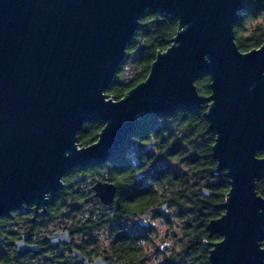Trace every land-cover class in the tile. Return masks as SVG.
<instances>
[{
  "label": "water",
  "instance_id": "1",
  "mask_svg": "<svg viewBox=\"0 0 264 264\" xmlns=\"http://www.w3.org/2000/svg\"><path fill=\"white\" fill-rule=\"evenodd\" d=\"M246 7L243 0H0V217L23 205L46 207L67 175L109 162L145 120L208 103L212 157L229 185L216 206L223 214L206 227L219 237L205 245L209 263L264 264V196L256 190L264 175L257 156L264 151V41L238 49L234 27ZM148 12L156 24L176 20V34L146 79L114 100L106 92ZM201 76H210L206 98L195 86ZM92 122L103 128L81 147L77 135ZM91 190L101 204L114 202V184L95 178ZM49 240L66 243L69 234Z\"/></svg>",
  "mask_w": 264,
  "mask_h": 264
},
{
  "label": "trees",
  "instance_id": "2",
  "mask_svg": "<svg viewBox=\"0 0 264 264\" xmlns=\"http://www.w3.org/2000/svg\"><path fill=\"white\" fill-rule=\"evenodd\" d=\"M243 1L247 7L234 27V34L238 49L247 52L264 41V27L252 25L264 13V0ZM176 31L177 21L170 16L162 17L161 23L156 24L154 15L146 13L127 46L126 61L106 92L108 97L120 100L144 81L156 54L170 46ZM130 69L132 72L128 73ZM209 85L208 76L195 81L204 98L211 94ZM207 108L208 103H204L197 112L179 111L171 117L145 120L109 162L76 169L67 175L63 179L64 189L54 200L58 216H63L62 209L81 211L85 207L81 214L70 217L71 223L84 232L104 228L106 249L102 255L110 264H145L146 246L151 241L144 234H134L121 220L149 212L154 217L166 218L164 213L174 210L178 220L175 228L180 234L172 235L175 240L171 242L178 244L166 254L164 264H210L205 245L217 242L219 237L210 236L206 227L223 214L216 206L224 203L229 185L226 172L218 170L212 157L214 135L203 116ZM102 128L99 122L86 123L77 135L78 145L94 143ZM257 156L264 157V151ZM95 178L115 185L116 196L109 205L112 212L106 213L107 207L93 196ZM204 190L210 197H204ZM256 190L264 196V175L257 181ZM163 206H167L165 210H161ZM167 224L172 226L169 221Z\"/></svg>",
  "mask_w": 264,
  "mask_h": 264
},
{
  "label": "flooded vegetation",
  "instance_id": "3",
  "mask_svg": "<svg viewBox=\"0 0 264 264\" xmlns=\"http://www.w3.org/2000/svg\"><path fill=\"white\" fill-rule=\"evenodd\" d=\"M58 196L51 199L46 207L23 205L9 216L0 217V264H85L86 260L93 262L97 258H103L110 264L95 240L79 237L84 232L79 226L73 223L51 226L60 218L54 209V200ZM105 207L112 212L109 206ZM34 208L35 211H31ZM62 223L65 224L64 221ZM65 232L69 234V242L52 245L49 238L55 233ZM20 242L24 247L22 251L17 247ZM74 252H79L85 259L79 260Z\"/></svg>",
  "mask_w": 264,
  "mask_h": 264
},
{
  "label": "rangeland",
  "instance_id": "4",
  "mask_svg": "<svg viewBox=\"0 0 264 264\" xmlns=\"http://www.w3.org/2000/svg\"><path fill=\"white\" fill-rule=\"evenodd\" d=\"M252 25H260L264 27V13L255 22H253ZM131 72L132 69H130L128 73ZM129 76L130 75L126 77L128 78ZM90 202L92 203V201ZM67 203L69 204V201H67ZM83 210L70 211V209H62L61 213L63 216L53 221L51 226L59 227L61 225H71L70 217H75L78 213L81 214ZM107 212L108 210L106 209V213ZM164 216H166V218L154 217V215L149 212L148 214L140 215L137 218H125L121 220V224L129 228L133 233L146 234L148 236V240L151 241V243L146 246L145 254L147 256L145 264H164L166 254H168L169 251H171L172 248L174 249L176 244H178V242H171L173 239L175 240V238H172V235H177L179 237L180 234L178 229L175 228L178 223L175 211H166ZM62 221H64L65 224H63ZM167 221L172 223V226L168 227ZM79 237L84 238L85 240L93 239L96 244L101 247L102 251L106 249V241H104L106 237L104 234V228L94 229L91 230V232H82Z\"/></svg>",
  "mask_w": 264,
  "mask_h": 264
},
{
  "label": "clouds",
  "instance_id": "5",
  "mask_svg": "<svg viewBox=\"0 0 264 264\" xmlns=\"http://www.w3.org/2000/svg\"><path fill=\"white\" fill-rule=\"evenodd\" d=\"M208 77H210V76H208ZM261 244H262V242H260V249H261V251H264V247H262Z\"/></svg>",
  "mask_w": 264,
  "mask_h": 264
},
{
  "label": "snow or ice",
  "instance_id": "6",
  "mask_svg": "<svg viewBox=\"0 0 264 264\" xmlns=\"http://www.w3.org/2000/svg\"><path fill=\"white\" fill-rule=\"evenodd\" d=\"M262 160H264V157H261Z\"/></svg>",
  "mask_w": 264,
  "mask_h": 264
}]
</instances>
